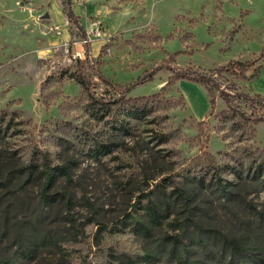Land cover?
<instances>
[{"label":"rangeland","instance_id":"374dc122","mask_svg":"<svg viewBox=\"0 0 264 264\" xmlns=\"http://www.w3.org/2000/svg\"><path fill=\"white\" fill-rule=\"evenodd\" d=\"M263 1L73 0L92 43L88 59L83 36L72 29L61 0H0V112L8 114L4 121L12 119L9 127L0 119V156L19 166L39 162V151L49 153L53 165L78 158L71 205L62 200V184L54 190L59 200L47 204L40 178L4 186L9 174L0 175V264H186L181 257L264 264V122L254 125V132L239 115H221L228 109L221 90L212 109L204 86L185 79L168 85L162 99L174 107L161 105L132 121L133 136L126 141L134 150L114 146L97 161L66 145L75 143L74 133L99 135L102 128L87 113L88 93L72 73L81 72L99 99L161 91L172 76L166 69L130 92L122 89L164 60L167 67L204 70L234 59L253 61L246 71L250 77L264 58L258 54ZM91 28L101 31L100 37L89 33ZM220 80L233 95H255L245 87L247 79ZM233 106L249 116L264 115L244 97L233 98ZM209 108L205 118L194 117ZM226 163L244 170L242 179L226 174L238 183L231 195L208 189L190 206L175 201L171 191L189 186L192 173L203 171L209 178L212 165ZM258 165L262 175L253 179L254 172L245 169ZM163 177H170L161 185L170 206H164L161 223H154L146 205ZM227 240L243 246L242 256Z\"/></svg>","mask_w":264,"mask_h":264},{"label":"trees","instance_id":"16d2710c","mask_svg":"<svg viewBox=\"0 0 264 264\" xmlns=\"http://www.w3.org/2000/svg\"><path fill=\"white\" fill-rule=\"evenodd\" d=\"M61 2L63 12L66 14L69 24L72 25V29L78 28L82 34L81 36H83V46L86 58H92V43L88 39L85 28L81 24L80 16L77 15L73 9V0H61ZM260 56L264 57V47L260 53ZM169 58H172L173 61L176 62V55L171 54ZM77 60L80 63L83 58L79 57ZM164 63H166V60H164L163 64H160L154 69L149 70L142 77L138 78L136 81L130 83L128 86L122 89L123 92H130L132 87L137 83L145 82L151 79L153 75L160 69H166L172 73V76L162 87L161 91L152 95L132 97L129 99H107L105 97L99 99L95 96V94L90 93V83L81 72H79L77 75L72 73L70 77L76 78L77 82L88 93L89 100L85 105L87 113L92 119L101 122L102 128L97 131L99 132V135L90 134L87 132L83 135L74 133L72 136L74 139H76L74 141L75 143L66 145H72L76 149V152H79L81 155H89L97 161H100L103 156L113 153L117 148L126 147L125 149L130 151L134 150V146H130V143L126 141L133 136L132 121L135 118H140L154 112L155 108L161 107V105L162 107H174L175 102H169L168 100L162 99V94L168 85L181 79L192 81L204 86L207 90L212 109H214L216 105L215 92L216 90H221L222 97L228 103V109L224 110L221 115H226L228 113L239 115L245 124H251L254 132H256L254 125L264 122V115L254 117L249 116L245 112L240 113L236 111L233 106V98L235 99L244 97L247 101L251 102L252 106H258L262 111H264L263 95L255 94L254 96H250L247 93L238 92L233 95L230 92L222 89V82L220 80L223 75H232L234 78L252 81L259 77L262 65H258L254 69L253 74L250 77H247L246 71L255 65L253 61L243 62L241 60L234 59L225 65L208 70H204L201 67L195 68L193 66L186 68H175L173 66L167 67L164 66L166 65ZM61 75L64 76L63 73ZM54 76L55 75L49 76L46 82H48ZM99 76L108 84H112L101 72L99 73ZM235 90L237 89L235 88ZM254 112L256 113V110ZM7 115V112H0V119L4 121V118ZM4 122H6L7 127H9L12 119L10 118L8 121ZM28 122H32V120H29ZM64 127L66 128V126ZM62 132H67V130L63 128ZM3 135V128H0V138ZM160 141L165 142L166 138L160 137ZM39 152V162H29L28 164L20 166L19 164L12 162L10 157L4 158L3 156H0V175L4 174L5 172L9 174V177L6 178V182H4L3 185H8V182L20 178H24L26 183H32V181L40 178L42 180V198L47 204H51L59 200L58 194L54 190L58 188L59 184H62L63 189H65V192L62 194V200H65L66 204L71 205L76 198L75 188L78 182L75 178V169L78 167L76 161L78 158L74 159V156H72L65 158L61 164L53 165L51 155L49 153L43 151ZM154 159L157 160V157H154ZM262 169V166L258 165L255 167L254 171H252L250 167H247L245 170H247V172L250 171L249 173L254 172L253 179H259L262 175L261 173L263 172ZM243 171H241L238 166L230 163H226L224 165L214 164L208 172L210 175L209 178L203 174V171L192 173L190 177L188 176L186 178V181L189 182V186L184 185L182 187L174 188V191H171V193L176 194L175 201H181V205L183 206H190L191 202L205 194V191L208 189L214 191V193L220 197H227L232 194L231 188L238 185V183L234 182L232 179H229L226 174H234L239 179H242ZM160 175H162V170L158 173V176ZM150 178H154V175L151 177L148 176V179ZM169 178L170 177H163L161 182H156L155 188L152 190L153 197L149 198L148 204L146 205L147 213L154 223H161L163 216L162 212H164V209H166L164 206H170V203L168 202L169 200L167 199L169 196L166 192H164L165 190H163L162 187V182ZM226 242L227 243H225V245L229 244L239 255L242 256L244 253L243 246H241L237 241L233 240H227ZM176 249L177 248L174 250ZM181 259L186 264H213L204 258L190 259L181 257ZM133 263L136 264L134 261L132 264Z\"/></svg>","mask_w":264,"mask_h":264},{"label":"crops","instance_id":"0c3cea01","mask_svg":"<svg viewBox=\"0 0 264 264\" xmlns=\"http://www.w3.org/2000/svg\"><path fill=\"white\" fill-rule=\"evenodd\" d=\"M262 6L264 8V1L262 3ZM264 31V30H263ZM263 41H264V38H263ZM262 46L264 47V42L262 44ZM263 47H262V50H263ZM261 50V52H262ZM261 52H259L258 54H260ZM257 55V54H256ZM240 59V58H239ZM259 65H262V68H261V72H260V75L258 78L252 80V81H248L245 83V87L247 88L248 91L252 92V93H255V94H261L264 96V58L259 62ZM193 84V83H191ZM190 84V85H191ZM194 87H196L197 85L194 84L192 85ZM202 86V85H201ZM197 88V87H196ZM211 108L208 109L207 112H205L204 114H199V116H194L196 119H203L205 118L208 114H209V111H210Z\"/></svg>","mask_w":264,"mask_h":264},{"label":"built area","instance_id":"2783aa9c","mask_svg":"<svg viewBox=\"0 0 264 264\" xmlns=\"http://www.w3.org/2000/svg\"><path fill=\"white\" fill-rule=\"evenodd\" d=\"M90 31H95V34H94V35H95L96 37H100V35H101V31H98V30L96 31L95 28H91V30H89V33H90ZM86 33H87V32H86ZM87 36H88V34H87ZM88 39H89V36H88ZM89 40H90V39H89Z\"/></svg>","mask_w":264,"mask_h":264},{"label":"bare ground","instance_id":"6f19581e","mask_svg":"<svg viewBox=\"0 0 264 264\" xmlns=\"http://www.w3.org/2000/svg\"><path fill=\"white\" fill-rule=\"evenodd\" d=\"M189 83V82H188Z\"/></svg>","mask_w":264,"mask_h":264}]
</instances>
